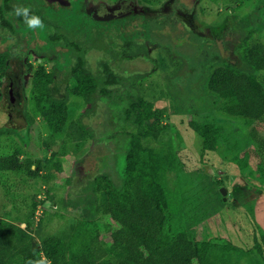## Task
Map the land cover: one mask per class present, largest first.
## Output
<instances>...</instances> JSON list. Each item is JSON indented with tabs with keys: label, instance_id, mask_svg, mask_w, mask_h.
Listing matches in <instances>:
<instances>
[{
	"label": "rangeland",
	"instance_id": "obj_1",
	"mask_svg": "<svg viewBox=\"0 0 264 264\" xmlns=\"http://www.w3.org/2000/svg\"><path fill=\"white\" fill-rule=\"evenodd\" d=\"M105 1L108 11L116 8L117 0ZM132 1L135 4L134 14L129 7H125L126 13L121 15L129 18L125 24L118 23L121 31L134 34L142 30V19L146 17L155 25L152 38L142 34L137 35L134 41L128 38L123 40L119 34L111 39L101 38L98 36L100 30L96 29L94 37L99 38L87 48L88 68L99 67L100 59L110 61L111 67L123 81L118 86H111L114 92L135 89L144 100L153 104V108L164 109L161 124H168L170 130L162 139L172 140V147L178 154L177 161L183 165V171L169 172L170 185L179 188L184 196L197 194L200 187L205 189L201 192L204 198L210 193L207 208L202 211H209L210 214L197 227V237L214 241L223 238L221 240H228L248 250L254 236L260 238L264 233V174L260 170V166L264 170V117L260 121H253L222 114L216 106L217 102L209 96L207 81L209 72L224 65L223 59L246 69L241 55L250 57L256 54V47L259 46L264 50V0ZM97 2L74 0L73 6L81 5V10L93 12V16L99 17ZM132 14L134 18L130 17ZM103 16H100L102 21L112 18L110 14ZM245 18H251L257 31L241 47L243 35L240 36L239 31L243 32L241 24ZM38 28L33 30L37 36L34 39L13 33L4 44L0 37L1 46L12 43L14 56L20 54L15 56L19 58H14L13 63L16 64L18 59L24 62L25 75L20 82L19 103L23 115L27 114L32 119L30 125L11 122L7 93L9 82L16 73L15 70L8 71L14 74L11 79L12 74L0 73V131L5 129L7 132H0V159L17 151L22 163L28 159L40 162L56 154L62 161L63 169L57 172L51 170L50 165V170L56 176L48 178L42 177L48 172L46 169L41 170V177L36 178L30 177L25 169L0 170V218L19 223L23 228L26 222L32 223L34 230L39 228L40 236L35 237L39 240L38 237L65 234L69 232L72 221L81 219V209H64L63 201L69 198L70 193L73 197L85 190L103 167V158L112 152L108 143H96V138L72 140L68 134L69 124L80 118L87 130L106 134L116 128L118 121L113 114L115 109L108 101L96 97L94 102L88 104L73 92L67 93L66 85L69 83L71 90L75 82L69 81L68 69L64 68L56 71L51 93L55 98H67L69 122L59 133L47 129L38 110L40 95L33 88L32 80L37 68L44 66L51 70L56 64L57 53L39 48L43 40ZM206 39L209 45L200 48ZM128 41L132 43L131 48L127 46ZM61 49L58 47V50ZM181 75L185 76V80L176 82V76ZM257 79L264 85V70L258 72ZM131 83L134 84L133 89L129 88ZM192 106L194 108L190 110ZM174 107H179L175 115ZM192 120L210 121L223 127L216 150L204 149L203 139L190 126ZM252 129L257 134L258 142L250 136ZM98 185L100 196L104 191L103 183ZM208 187L209 192L206 191ZM222 188L226 193L219 197L217 192L219 189L222 192ZM29 196L43 201L36 207L34 218H27L32 208ZM221 198L224 201L220 204ZM217 205V209H210V206ZM39 220H42L41 225ZM102 224L108 227L106 219H102ZM132 243L135 245L136 241ZM239 262L264 264L262 257L252 252L239 257Z\"/></svg>",
	"mask_w": 264,
	"mask_h": 264
},
{
	"label": "trees",
	"instance_id": "obj_2",
	"mask_svg": "<svg viewBox=\"0 0 264 264\" xmlns=\"http://www.w3.org/2000/svg\"><path fill=\"white\" fill-rule=\"evenodd\" d=\"M24 7L29 8L30 16L34 15L42 21L43 27L38 30L43 44L39 48L57 53L56 64L51 70L44 66L37 68L32 80L33 88L40 95L38 110L47 129L59 133L69 122L67 98H55L51 93L56 71L64 68L68 69L69 81L75 82L71 90L69 83L66 85V92H73L88 104L94 102L96 97L108 101L115 109L113 114L118 123L113 131L109 130L106 134L87 130L80 118L69 124L68 134L72 140L97 139L96 143L104 141L112 150L103 158V167L90 185L73 197L70 193L69 198L63 201L64 209H81V219L72 221L69 232L65 234L38 237V240L35 237L40 236L39 228L34 230L32 223L26 222L23 228L19 223L1 217L0 264H240L239 257L251 252L259 254L264 260V233L260 238L254 236L248 250L228 240H221L223 238L214 241L197 237V227L210 214L209 211L202 212L207 208L210 193L204 198L201 192L205 189L200 187L197 194L184 196L179 188L170 185L169 172L183 171V165L177 161L178 154L172 147V140L162 139L170 130L168 124H161L164 109L153 108L151 102L144 100L133 89V83L129 87L133 90L114 92L111 86H118L123 81L111 67L110 61L100 59L99 67L88 68L87 48L91 42L99 37L111 39L117 34L123 40L128 38L131 41L139 34L152 38L155 25L151 19L144 17L143 29L133 34L121 31L118 24H125L129 17L101 23L81 10V5L54 10L45 9L36 0ZM17 17L20 25L19 28L13 27V32L20 33L22 37L37 38L23 16ZM241 25L243 32L239 31V34L243 35V40L240 46L243 47L257 30L251 18L243 19ZM96 29L100 30L99 37H94ZM131 41L127 42L128 48H131ZM208 45L206 39L200 48ZM58 47L62 49L58 50ZM256 48V54L250 57L241 55L246 69L223 59V66L209 72L208 94L217 102L216 106L222 114L253 121L263 119L264 85L258 81L257 74L264 70V50L261 46ZM6 55V52L0 53L1 74L11 70ZM184 80L185 76L182 75L175 78L176 82ZM178 110L179 107H174V115ZM24 118L28 125L32 123L27 114ZM190 126L203 139L204 149H217L223 135L221 125L192 120ZM0 132L7 133L5 129ZM250 136L258 140L254 129ZM112 141L116 145L113 146ZM50 165L51 170L57 172L63 169L62 161L56 154L40 162L28 159L22 163L16 151L0 159V170L25 169L33 178L41 177L43 169L48 170V174L42 177H55L56 173L50 170ZM260 170L264 174L262 166ZM100 182L104 191L99 196ZM219 191L217 193L221 197L222 192ZM34 197L29 196L32 208L27 218H34L36 207L43 202ZM217 201L219 199L215 205ZM223 201L221 198L220 204ZM212 207L215 210L218 205L210 206V209ZM102 219L107 220V228L103 226ZM41 224L42 220H39ZM135 241L134 245L132 242Z\"/></svg>",
	"mask_w": 264,
	"mask_h": 264
},
{
	"label": "flooded vegetation",
	"instance_id": "obj_3",
	"mask_svg": "<svg viewBox=\"0 0 264 264\" xmlns=\"http://www.w3.org/2000/svg\"><path fill=\"white\" fill-rule=\"evenodd\" d=\"M30 1H36V0H0V37H2V43L6 44L8 40L11 39V37L13 36V27L16 26V28H19V20H18V17L15 15L14 13V8L16 6H22L24 7L26 4H28ZM40 2V4L45 8H53L54 10H57V9H61L62 7H72L73 6V3H74V0H65V1H68L69 3L68 4H63L60 0H54V1H51V0H37ZM63 1V2H65ZM89 0H84V2H88ZM86 3L84 5H86ZM107 2L105 0H98V2L96 4L99 5V8H98V12H100V15L98 14L99 17H96V16H93V12H87V14H89L91 16V18H93V20L95 21H100L101 23H106V22H109V21H113L115 19H121V18H125V15H121V14H124L126 13V10H125V7H129V9L131 10V13H133V9L135 8V4H134V1L132 0H117V3H116V8L113 10H107L106 6L105 5ZM108 4V3H107ZM84 8V6H83ZM104 15H107L110 14L112 15V18L109 19V18H106L105 21H102L100 20V16H103ZM134 14V13H133ZM131 15V16H135V15ZM119 15H121V17H119ZM104 17V16H103ZM127 17V16H126ZM27 35V34H26ZM2 43L0 44V53H4L6 52L7 55V60H8V64L10 65V68H11V71H14V73H16V75L14 74H10L9 72V76L11 75L10 79L13 77L12 81L9 82V87L12 83H15V80L17 78V75H18V71L20 70L21 71V78L25 75V65H24V62L22 61V59H18L16 64L13 63L14 61V58H19V57H15V56H20L19 53H16V55L14 56V54L12 53V43H10L8 46H1ZM21 82V81H20ZM19 86V93H20V84L18 85ZM8 87V89H9ZM9 94V90H8V93H7V96ZM20 96V94H19ZM8 113H9V116H10V113L12 111V107H11V102L9 101V97H8ZM19 107H20V103H19ZM21 113L23 115V112H22V109H21ZM12 115V113H11ZM20 116V115H19ZM24 116V115H23ZM10 120L11 122L15 123L11 117H10Z\"/></svg>",
	"mask_w": 264,
	"mask_h": 264
},
{
	"label": "water",
	"instance_id": "obj_4",
	"mask_svg": "<svg viewBox=\"0 0 264 264\" xmlns=\"http://www.w3.org/2000/svg\"><path fill=\"white\" fill-rule=\"evenodd\" d=\"M51 1H54V0H51ZM60 1L63 4L69 3L68 1H65V0H60ZM20 81H21V71L19 70L15 83H12L9 87L8 97H9V101L11 102V107H12V111H11L12 115L10 113V117L18 125H27L26 119L22 115L21 108L19 107V91H18L19 86L18 85L20 84ZM221 191L223 194L226 193V190L224 188H222Z\"/></svg>",
	"mask_w": 264,
	"mask_h": 264
},
{
	"label": "clouds",
	"instance_id": "obj_5",
	"mask_svg": "<svg viewBox=\"0 0 264 264\" xmlns=\"http://www.w3.org/2000/svg\"><path fill=\"white\" fill-rule=\"evenodd\" d=\"M29 8L22 7V6H16L14 8V12L16 16H23L26 24L30 29H34L36 27H43L42 21L36 17V16H30L29 15Z\"/></svg>",
	"mask_w": 264,
	"mask_h": 264
}]
</instances>
